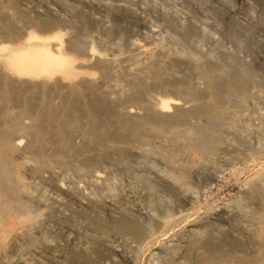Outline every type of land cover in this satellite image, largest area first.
<instances>
[{
  "label": "bare ground",
  "instance_id": "1",
  "mask_svg": "<svg viewBox=\"0 0 264 264\" xmlns=\"http://www.w3.org/2000/svg\"><path fill=\"white\" fill-rule=\"evenodd\" d=\"M40 1L41 9H31L23 4V0H0V254L5 253L10 246L9 238L26 237L31 234V230L36 231L40 224L43 225L44 221L42 219L44 214L36 211L34 206L36 201L40 203L44 200L35 197L30 191L29 183L21 174L25 165L26 167L28 165L25 161H23L25 164L20 162V158L32 162V169L24 170L26 172L29 170L36 176H41L45 172L54 175L55 164L65 170L69 165L80 162L84 173L94 175L95 184L104 178L101 174L103 172L96 171L99 158L115 157L118 162L125 163L126 156L135 153L133 148L137 142L148 144L151 140L158 139L156 153L162 160L173 165L176 164L175 158L179 152L198 156L206 154L212 157L218 147L230 144L223 137L224 130L239 132L236 125L227 123L230 118L236 116L235 113L233 115L232 112V114L228 112V105L233 102L237 104L244 99L246 83L253 77L248 66L234 69L233 72L230 71L233 68H226L223 60L228 58L229 54L213 56L214 58L203 62L200 55L192 52L172 54V51L167 50L163 44L151 47L152 42H155L151 40L150 34L149 40L147 38L146 41L130 42L127 45L130 56L121 57L117 53L122 52L120 48L122 40L114 43L115 45L111 44L112 39L109 42L102 38L100 40L99 35L94 36V32L90 35L85 27L80 28L81 26L75 24L78 19L84 26L103 23L99 18L102 15L96 17L94 15L96 12L107 13L114 19H133L145 27L147 18L144 17L148 15L145 13L143 14L145 16H142L140 14L142 12L137 13L140 9L136 10L137 6L134 9L135 1ZM211 1L223 18L232 17L238 7L240 9L250 7L248 0ZM141 7L144 9L143 5ZM61 12H68L70 17H63ZM248 12L250 15L253 10ZM251 15L247 18L252 17ZM254 16L251 22H255ZM159 18L168 20L171 26L176 25L174 16L165 12L159 14ZM246 25L250 26V22ZM185 26L187 28V25ZM193 26L191 25L192 28ZM180 28L186 29L184 26ZM105 29L106 33H110L108 27ZM126 61H133L136 64H132L134 65L132 67L130 65L132 62L126 65L124 64ZM182 61L194 67L200 78L198 83L181 84L174 70L168 68V72L162 67V64L164 66L166 63H172L174 66L173 63ZM153 89L172 90L176 95L158 98L150 93ZM77 139L80 140L78 144L75 142ZM137 151H141L139 154L142 153V149ZM143 152L146 154L144 149ZM197 163L201 166L199 161L179 165L178 173H162L160 176L163 174L164 176L159 180L176 194L178 200L195 203L198 196H191L187 186L188 178L197 172L199 166ZM153 166L154 164L151 165ZM250 189L258 194L264 203V170L250 184ZM167 200L164 202L165 211L169 212L171 201ZM103 205L105 203L101 202L100 206ZM191 211L173 214L174 216L170 214L163 219H156L155 216L156 218L148 223L122 213L118 218H114L112 223L116 233L128 236L131 242L139 246L149 245L157 243L160 237L162 238L152 236L154 227L162 226L163 229H168L167 231L172 230L180 222L189 221L195 215V212ZM204 217L201 221H192L179 239L185 240L190 250L198 252L202 250L197 258V264H226L219 237L204 230L206 228L203 229L210 219ZM255 217L258 227L255 229L254 241L258 245L255 246V256L247 255L245 259L250 264H264V212ZM99 225L97 226L100 227ZM149 237L150 241L144 244ZM34 243L33 245L36 244ZM135 246L134 248L138 250L139 247ZM173 248V253L179 250L176 249L177 245ZM117 249L121 248L116 250L111 248V251L123 258V251ZM89 252L87 248H83L75 249L72 253L75 260H85L91 254ZM167 254L169 255L168 252ZM90 259L94 260L93 257ZM157 260L153 259L149 264H163L164 260H161L162 263ZM134 261L130 257H124L123 262L136 264Z\"/></svg>",
  "mask_w": 264,
  "mask_h": 264
},
{
  "label": "rangeland",
  "instance_id": "2",
  "mask_svg": "<svg viewBox=\"0 0 264 264\" xmlns=\"http://www.w3.org/2000/svg\"><path fill=\"white\" fill-rule=\"evenodd\" d=\"M132 1L139 4L137 5L133 2L134 9L135 6H137L136 10L140 9L137 13L142 12L140 13L142 16H145L143 15L145 13L148 15L144 17V19L147 18L145 19V22L147 21L145 27L133 19V21L128 18L114 19L107 13H96L94 11H92V14L94 12L96 17L103 16L99 17L103 23L93 26L89 25V27L88 24L82 25L79 22L80 20L78 19V21L75 18L77 20L75 24L78 27L81 26L80 28L85 27L86 31L90 32V35H93V32L94 36L96 34V37L99 35L98 38L100 37V40L102 38V40L109 42L112 39L111 44H117V42L122 40V46H120L122 52L117 54L125 58L130 56L129 48L127 47L130 42L134 40L146 41L147 38L149 40L150 34L151 40L155 42L153 43L150 40L152 42L151 47L163 44L167 47V50L172 51V54L174 52H192L200 55L203 62L209 58L229 54L228 58L223 61L226 68H233L230 70L231 72L242 66H248L252 70L253 77L247 82L248 84L246 83L244 99L240 100L239 103L237 102V104L233 102L228 105V112L230 114L233 113V115L235 113L236 116L230 118L227 123L236 125V129L239 132L224 130L222 133L223 137L230 144L225 147L224 145L218 147L214 156L211 157L206 154L198 156L179 152L176 154L175 165L162 160L160 155L156 153L159 145L157 143L158 139L151 140L152 142L150 141L148 144L137 142L135 148H133L135 153H130L126 156L127 163L126 161L125 163L118 162L115 157L110 159L99 158L97 165L95 164L96 171L103 172L101 174L104 178L96 181L95 184L93 181L94 175L91 174V176L90 173H84L85 170L81 167L80 162H76V164L72 165L73 167L69 165L65 170L60 165L55 164L53 171L56 176L50 172L36 176L29 171L32 169V162L30 163L26 159L20 158V162L25 161L29 166L26 167L25 165L24 169L27 168L29 170L26 172V170L22 169L21 174L24 175H22L23 178H26V182L29 183L30 191L35 194V197L42 199V201L44 200V202H40L42 203L41 205L38 201L34 204L35 210L37 209L36 211L39 210L38 212L44 214L42 218L44 221H42L43 225L40 224V227L35 229L36 231L31 230V234H28L29 236L17 238L20 243H17L19 242L17 239L9 238L10 246L6 251L7 253L0 254V264H87L90 262V257H93L94 260L90 259L92 262L88 264L93 262V264H119L121 263L120 261H122L121 264H125L123 262L124 257H130L133 261L135 260V263L137 262L136 264H149L153 259H158L157 261L163 262V264H197V258L202 250H199L200 252L190 250L189 245L185 243L186 241L179 238L188 229L192 221H201V218L207 217V214L208 217H204V219L210 218L208 220L209 223L207 222L203 229L206 228L204 230L219 237L220 243L219 241L218 243L220 246L222 245L225 255L223 258H226L224 260L226 264H250L245 257H248L247 255L249 257L255 256V246L258 245L254 241V233L258 227L257 217L255 216H259L260 213L264 212V203L259 195L250 189V184L264 170V0H248L249 8L240 9L238 7L232 17L225 18H223L211 0ZM23 2L24 5L31 7V9H41L42 7L40 0H23ZM142 5L144 9L141 7ZM52 6L55 7L54 5ZM55 9L58 10L57 7ZM248 10H253V13L250 12L253 15H250L252 17L255 15V19H253L255 22H251L252 17L247 18L250 16L247 14L249 13ZM164 12L174 16L175 26H171L168 20L162 18L163 21L160 19L161 16L159 18V14ZM61 13L65 18L70 17L68 12ZM156 15L157 17H155ZM249 22L250 26L246 25ZM190 23L192 26L194 25L193 28ZM184 24L187 25V28ZM177 25L179 28L184 26L186 29L180 28V30ZM105 27H108L109 31L111 30L110 33L105 32ZM152 37H155V39H152ZM129 63H131L132 67L136 64L133 61H126L124 64L128 65ZM173 64L174 66L172 63H166V68V65L164 64L163 66L162 64V67L165 70L168 68L171 71L174 70L178 80H181V84L187 85L199 82V75L192 65L187 64L185 61ZM151 91L150 93H153L152 95L158 98H170L176 95L172 90L153 89ZM75 142L78 144L80 140L77 139ZM138 149H142V153L139 154L138 152L141 151H137ZM143 149L146 154H144ZM148 151L152 154H149ZM192 161L201 162V166L199 165L200 163L196 164L197 166L199 165L196 169V174L190 179L188 178L187 187L189 194L198 196V200L195 203L178 200L176 194L159 180V178L164 176V174L160 176L162 173H178L180 171L179 165L190 164ZM149 164H154L153 167L155 168ZM77 165L80 169H78ZM62 186H65L64 189L61 188ZM166 200L168 202L171 201L169 212L165 211L164 202ZM100 201L103 204L105 203V205L100 206ZM84 204H87L88 207ZM191 210L195 212V215L189 221L180 222L172 230L169 229L167 231L168 229L165 230L162 226L154 227L152 236H162V238L160 237L157 243L149 244L150 246H139L131 242L128 236L116 233L112 223V220L118 218L122 213L132 216L131 218L138 221L148 223L155 216L157 217H155L156 219H163L170 214L174 216L179 215L181 212H192ZM103 225L105 227H102ZM95 226H97L96 229L101 227L103 229L96 230ZM163 230H165V233ZM252 233L253 235H251ZM149 239L151 238H147L144 244L149 242ZM36 240L39 241L36 242ZM32 241L36 244L34 243L35 245H33ZM21 242L23 243L22 247ZM30 243L31 246H29ZM176 245L178 247L176 249L179 250H173L175 251L173 253L172 249ZM134 246L139 247L138 250ZM147 246L149 247L147 248ZM109 247L115 250L116 248H121L122 250H117L123 251V258L111 251ZM83 248H87L91 256L88 254V259L75 260L72 252L75 249ZM97 260L98 262H96ZM161 260L164 261L161 262Z\"/></svg>",
  "mask_w": 264,
  "mask_h": 264
}]
</instances>
